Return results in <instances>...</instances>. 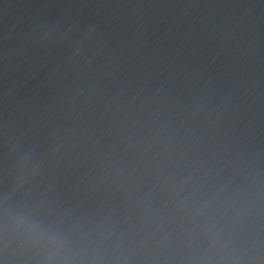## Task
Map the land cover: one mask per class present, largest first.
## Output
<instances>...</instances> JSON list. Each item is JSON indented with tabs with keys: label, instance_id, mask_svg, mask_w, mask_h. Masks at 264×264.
<instances>
[{
	"label": "water",
	"instance_id": "obj_1",
	"mask_svg": "<svg viewBox=\"0 0 264 264\" xmlns=\"http://www.w3.org/2000/svg\"><path fill=\"white\" fill-rule=\"evenodd\" d=\"M0 264H264V0H0Z\"/></svg>",
	"mask_w": 264,
	"mask_h": 264
}]
</instances>
